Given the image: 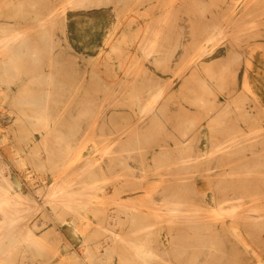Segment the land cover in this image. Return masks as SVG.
Here are the masks:
<instances>
[{"label":"rangeland","instance_id":"374dc122","mask_svg":"<svg viewBox=\"0 0 264 264\" xmlns=\"http://www.w3.org/2000/svg\"><path fill=\"white\" fill-rule=\"evenodd\" d=\"M238 1L110 0L69 7L64 23L52 27L55 64L42 66L53 72L51 88L37 85L30 71L9 88L0 82V166L11 192L36 203L21 225L41 242L39 254L32 248L22 262L5 264H264V29L255 23L257 33L252 27L231 42L223 22L211 23L206 28L221 32L198 44L210 53L197 72L191 75L195 53L174 62L199 38L195 20L225 21L223 10L234 4L237 11L252 8L244 17L249 21L264 18L253 14L263 12L264 0ZM19 3L0 0V23L29 30L31 22L19 14L35 8L41 14L42 8L21 10ZM166 5L178 6L168 18L160 13ZM143 48L170 49L164 63L150 65L162 79L156 115L134 121L142 118V105L132 96L130 78L149 73L141 70ZM122 77L126 82L115 81ZM34 91L43 100L39 108L20 102ZM137 95L144 104L146 92ZM34 108L53 118L48 125L56 137L41 138L34 122L20 119ZM97 117L105 121L103 130ZM46 148L62 162L59 169L39 167ZM240 179L248 186L238 188ZM164 180L174 183L162 189ZM184 180L195 184L189 197L182 183L173 185ZM61 189L73 196L74 207L60 198L46 204L47 190ZM175 210L213 225L167 218Z\"/></svg>","mask_w":264,"mask_h":264},{"label":"bare ground","instance_id":"6f19581e","mask_svg":"<svg viewBox=\"0 0 264 264\" xmlns=\"http://www.w3.org/2000/svg\"><path fill=\"white\" fill-rule=\"evenodd\" d=\"M234 1L239 2L238 0H234ZM107 2H110V0H59L58 4H54V3L50 2L49 0H21V3H19L20 5L18 7L19 9L25 10V8L28 7L27 6V4H28L31 6L30 10L31 9L33 10L36 6H41L43 12L41 14H38V12L35 11L36 10V8H35V10L32 11L31 13L21 12L19 14L20 18H26L27 21L31 22L29 30L28 29L22 30L21 29L22 26L13 27L14 25H20L19 22H15L12 26L10 25V23H3V24L0 23V82H2L4 84L5 88H9L10 84H12L16 80H19L20 78H22L21 73H28L30 71L31 74L35 75L34 81L37 82V85H40L41 87L44 86L46 89L51 88V86H52L51 82H53V80H54V77L52 75L53 72L52 71L47 72V71L42 70V66H43V64L44 65L46 64V62H44L46 60L50 61L49 63L55 64L52 56H53V48H54V45H55L57 40L54 37V33L52 32L53 25L56 23H60V22L62 24L64 23L65 11L69 7L70 8H72V7H87V6L97 5V4H101V3H107ZM162 7L163 6H161V8ZM177 7H178L177 5H175L173 7L166 5L165 8L161 9L160 13H163L164 16L166 18H168L170 15V12L172 10L173 11L171 12V14L176 12ZM259 7L263 12L256 11L255 13H253V14H255L254 15L255 17L264 13V7L263 6H259ZM228 8H231V9L223 10V12L226 15L228 14L227 15L228 18L226 17L225 21H224V19L217 18L215 20L212 19L211 20L212 22H210L209 24L200 25V24H202L203 20L202 19L201 20H199V19L195 20V21H197L195 24V29H197V31L200 30L199 38L193 37V39L189 43V46L184 49L182 57L179 56V58L176 59V61H174L175 63H177V61H179L182 64V63H184L185 59L190 56V54L195 53L196 60L193 62L194 66H193V70H192L191 75L192 74L194 75V73H196L198 68L200 67L198 64V61L200 59H202L205 55H208L210 53V50H208V48L202 47L198 44L207 38L208 33L219 34L221 32L220 30H214V29L210 30V29L206 28V27L210 26L211 23L215 24V23L223 22L224 23L223 24L224 32L229 34V38L232 36L231 42L236 40L238 38V35H241L242 32L244 33L247 30H249V31H247L249 33L250 31H252V30H250V28L251 29L254 28V31H255V27H257L259 24H260V26H258V27H263V29H264V18H263V16L262 17L258 16L259 18L258 19L256 18L257 20L255 19V22H252L251 19H250L251 21H249L248 19L244 18L245 15L251 14V12L253 11V10H250V9H252L251 7L245 6L243 10L237 11L236 5L234 4V5L229 6ZM260 9H258V10H260ZM237 12H239V14H235ZM222 15H223V13L220 16H222ZM233 22H235V23H233ZM255 23L257 26L255 25ZM232 24L235 25L234 28L229 27V25L232 26ZM165 25L166 24H164L163 26H165ZM253 26H255V27H253ZM160 27L161 26L158 24L153 25V28L155 29L156 32L159 31ZM258 27H257V30H258ZM163 31H164L163 34L165 35V27H164ZM256 31H255V33H257ZM260 32H262V30H260ZM246 33H244V34H246ZM250 33H249V35H250ZM164 35H162V37H160V39L162 41L163 40L165 41ZM259 35H260V33H259ZM259 35H257V36H259ZM245 36L246 35H244L243 37H245ZM246 37H248V34ZM246 37H245V39H246ZM221 38L222 37L217 36L214 38V40L218 41ZM231 44H228V45H231ZM231 47H233V46H231ZM226 48H228V47L226 46ZM143 49L144 50L142 51V54H140V55H142V58H144L143 59L144 61L141 64L142 65L141 70L143 73H145V72H149V73H148V75L145 74V76H143L142 79H137L135 77L130 78V89L133 91L132 96L134 97V100H135L137 105L138 104L142 105L141 108L139 109V112H140V115L142 116V118L134 117L133 118L134 121L143 120V119H145L146 116H148L149 119H153L154 116L156 115L155 106L157 105L158 98L161 96L160 89L162 88L161 87L162 79L160 76L156 75L154 72L151 71L150 65L153 66V65L160 64V63H164L166 55H167V52H164V51L169 50L170 48L159 49V50H150L147 48H143ZM231 50H233V49H231ZM134 55H135V53L133 54V56ZM18 77H19V79H18ZM69 80H70V78H68L66 80V83L69 82ZM61 81H64V80L61 79ZM115 81L126 82V79L124 77H122V78H119ZM235 87H236V84L234 83L231 87V90L234 92L236 91ZM139 90L146 92L147 99H146V102L144 104L139 103L140 100H139V97L137 95V91H139ZM35 93H36V91H34L32 93V95L31 94H25L20 99V102L23 104L33 105L35 108H39V106L42 105L43 100L41 98V95H37ZM20 119L22 121L34 122L36 124L35 129L39 132V134L41 135V138H43L45 136H52V138L56 137L53 133H51V131H49L50 127L48 125L49 122L53 118L46 116L44 113L39 112L37 109H35V111L32 110L31 116H27L26 114L23 113V117L22 118L20 117ZM94 120L97 122L99 121L101 123V125L99 127L101 130H103L101 127L104 126L103 123L105 121L102 119H99V117H97V119H94ZM126 128H125V130H126ZM42 130L44 132H42ZM115 132H116V130H115ZM112 134H113V132H112ZM115 135H117V133ZM78 149L79 148H77V150ZM45 152H46V160H45L46 163L45 164H44V161L42 162L41 160L36 159L40 163L39 167H42L44 170L46 169V168H44L45 166H48V169H51V170L59 169L60 164L62 162L59 160V158L57 156H56V160H54V155H55L54 151L48 150L46 148ZM34 153L36 156V153H38V149H36ZM58 155H59V153H58ZM37 157H38V155H37ZM2 170H3V168L0 166V178H1L0 179V264H5L7 261L9 262V260H17V259L19 260V262L20 261L22 262V260L25 259L29 255V254H27V251H29V250L32 251V248L37 250L38 247L41 245V242H40V240H38V238L32 237L31 228L27 227V226L22 227V225H21L23 223V220L25 221L26 216L34 210V207L32 206L33 201L30 203L29 202L30 199L27 198L26 195H24L20 192H16V191L11 192V190H10L11 189V182L9 181V178H7V180H5L4 174L2 173ZM7 172H8V169H7ZM168 181L169 180H164V181L160 182L158 185L162 189L163 188L164 189L169 188V187H171L172 183H174V182H173V180L169 181V182ZM242 182L243 181H241V179H240L238 181V183H236L235 185L238 186V188H243L242 186L245 183L243 184ZM178 183H180V184L182 183L181 184L182 189H183L182 192H185L186 197H189V196H191L192 193H194L192 190V188L195 185L194 182H193V186L189 180L175 181V184H173V185H177ZM70 185H71V183H70ZM119 186H120V184H119ZM246 186H248V185L245 184V187ZM55 189H56V187H55ZM55 193H56L55 191H52V190L48 191L47 190V192L45 193V196H43L44 199L46 200V204H47V202L53 203L55 201V198H60V201L66 203L67 207H68V205H70V206L76 205L75 200H72L73 196L70 194H67V193L65 194L64 192H62V189H61V191L56 193V194H58L57 196ZM90 199L91 198L86 199L84 201V203H87V201ZM22 200L24 201V203H26V206H25V208H23L21 210L19 208L18 204ZM172 202H175V204H177L179 206L178 202H176V201H172ZM34 203L35 202H33V204ZM82 203L83 202H81V204ZM62 206H63V204H62ZM53 207H54V205H53ZM36 208H37V206H36ZM69 208L74 209V210L78 209V207H75V208L69 207ZM218 208L223 209L224 207L220 206ZM51 211L54 212V208ZM69 211H71V210H69ZM79 211H81V210L79 209ZM63 212H65V211L63 210ZM74 212H75L74 214H77L76 211H74ZM61 213H62V211H61ZM165 214L167 215V218H175V219H177V218L194 219L195 218V219H197V221L192 220V222H194L193 225L195 227H205V226H209V225L212 226L213 225V223L209 222L207 219H204L199 214H195V213H190V212L186 213V212H181L179 210H175L173 212L168 211ZM133 217H134V215L132 213H130V220ZM61 219L63 220V218H61ZM34 224H36V223H34ZM227 226H229V225L227 224ZM222 231H225V230L222 229ZM225 232H227V231H225ZM86 250H88V249L86 248ZM86 250L84 252H86ZM39 252L40 251H38L37 254H39ZM34 254L36 255V253H34ZM29 260H31V258ZM28 263H29V261H28ZM94 263H95V261H94ZM19 264H23V263H19ZM90 264H93V263H90Z\"/></svg>","mask_w":264,"mask_h":264}]
</instances>
